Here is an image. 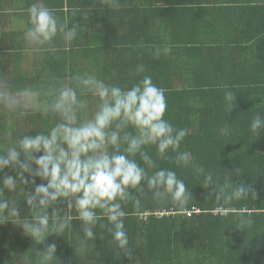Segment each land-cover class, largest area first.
Returning <instances> with one entry per match:
<instances>
[{"label":"trees","instance_id":"16d2710c","mask_svg":"<svg viewBox=\"0 0 264 264\" xmlns=\"http://www.w3.org/2000/svg\"><path fill=\"white\" fill-rule=\"evenodd\" d=\"M21 3L30 5L32 0ZM220 3L223 0H113L108 4L101 0H48L47 6L58 11L64 7L82 9L89 20L95 17L92 9H104L109 15L106 19L114 21L110 24L113 38L119 40L102 47L89 39L71 46L54 41L57 52L41 53L33 45L12 39L10 44L0 45V79L17 89L53 83L58 78L69 81L74 73L89 72L106 83L130 87L144 75H151L153 83L165 90L164 118L188 131L180 151L189 152L196 164L211 171L218 184H223L228 175L235 184L251 186L256 198L249 195L221 206L215 200V186L205 189L191 166L175 163V153L169 150V158L160 159L154 145L145 146L159 167L176 171L193 197L183 209L170 202L158 204L150 193L142 198L140 213L130 202L125 205L130 256L116 249L111 234L99 225L94 229L96 240L89 241L94 246L80 252L77 237L83 233L77 219L62 236L50 234L44 242L35 244L16 224L19 221L9 217L13 221L0 224V264H24L26 256L34 260L35 249L43 251L52 242L57 244L55 255L60 264H264V130L251 133L248 127L256 111L264 113V78L258 77L254 83L221 81L205 70V56L212 55L214 48L207 43L214 42L209 41L211 35L219 37L220 31L217 24L206 22L208 16L202 10H219ZM196 10L200 11L192 13ZM4 17L0 13V23L6 22ZM84 32L91 35L90 29ZM12 35L20 32L13 31ZM165 45L171 46V53L155 58L153 46ZM140 65L143 72H137ZM262 65L264 69V62ZM226 91L236 95L231 112L224 99ZM86 99L91 114L97 100L90 94ZM54 123V118L38 112L20 119L0 107V150L21 135L47 132ZM226 124L231 131L222 135L220 129ZM135 159L140 162L139 155ZM5 175L15 178L16 172L6 168L0 172V179ZM35 179L37 184L46 183ZM20 187L34 191L31 184ZM5 197L18 199L19 219H31V209L19 190H6ZM53 210L67 211V205L50 206V216ZM249 217L253 220L250 227H237L240 220Z\"/></svg>","mask_w":264,"mask_h":264},{"label":"clouds","instance_id":"9594fccd","mask_svg":"<svg viewBox=\"0 0 264 264\" xmlns=\"http://www.w3.org/2000/svg\"><path fill=\"white\" fill-rule=\"evenodd\" d=\"M101 2L108 4L113 0ZM24 11L27 25L23 39L35 46L37 52L55 53L58 49L54 41L58 36L71 41L78 35V27L70 28L44 0H32ZM153 47L157 59L172 51L169 45ZM143 71V65L138 66L137 72ZM89 94L97 100L96 110L91 114L86 99ZM235 98L232 91L225 92L229 112ZM0 107L20 119L37 112L55 119L47 132L21 135L0 150V172L6 168L16 172L15 178L5 175L0 179V224L14 217L35 244H41L50 234L62 236L71 229V221L77 219L83 233L77 237L80 252L94 246L89 245V241L96 240L94 229L99 225L111 234L115 248L130 256L132 250L125 228L129 213L125 205L130 202L140 213L142 198L150 193L158 204L170 202L183 209L193 197L176 171L159 167L144 150L149 145L155 146L160 159H168L169 150L175 153V163L191 166L205 189L214 185L218 193L215 200L221 206L247 199L249 195L256 198L251 186L235 184L228 175L223 184H218L211 171L196 164L189 152L180 151L188 131L174 127L164 118L165 90L153 83L151 75H144L130 87L106 83L89 72L74 73L69 81L58 78L53 83L17 89L0 79ZM248 127L251 133L264 130V113L256 111ZM230 131L227 124L220 129L222 135ZM137 155L140 162L135 159ZM35 178L46 183L37 184ZM29 184L34 185V191L20 187ZM6 190L10 193L19 190L23 194V200L31 209V219L18 218V199L6 198ZM131 190L137 194L133 195ZM57 203H66L67 211L53 210L50 216L48 209ZM252 224L249 217L240 220L237 227L244 229L245 225ZM56 250L55 242L49 243L43 251L35 249V259L26 256L24 264H56L59 261Z\"/></svg>","mask_w":264,"mask_h":264},{"label":"crops","instance_id":"0c3cea01","mask_svg":"<svg viewBox=\"0 0 264 264\" xmlns=\"http://www.w3.org/2000/svg\"><path fill=\"white\" fill-rule=\"evenodd\" d=\"M44 3L47 5L48 0H44ZM28 6V4L22 5L21 0H0V13L6 18V22L0 23V45L10 44L12 39L24 42L20 44L31 45L23 39L27 25V15L24 9ZM219 6V10H202V13L208 16L206 22L217 24L220 31L219 37L215 33L211 35L209 41L213 39L214 42L207 43L214 47V56L213 54L205 56V70H210L214 79L221 81L234 79L254 83L258 77L264 78L262 68L264 62V3L261 0H223ZM92 10L95 14L92 20L87 18L82 9L72 10L64 7L63 10H55L56 15L62 21H66L70 28L73 25L78 27V35L75 39L68 41L58 36L55 42L71 46L83 44L89 39L97 47L115 45V41L119 39H114L111 33L113 28L110 24L114 23L113 19H106L107 14L103 12L104 9L96 7ZM199 11H192V13ZM87 29L91 30L90 36L84 32ZM13 31L20 32V35L13 36ZM2 32L4 35L1 34ZM216 39L218 42H215Z\"/></svg>","mask_w":264,"mask_h":264}]
</instances>
